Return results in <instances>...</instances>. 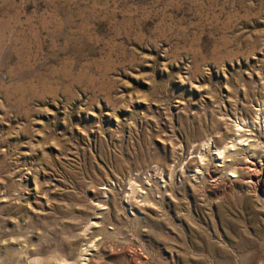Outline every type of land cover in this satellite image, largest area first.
Here are the masks:
<instances>
[{"label":"rangeland","instance_id":"obj_1","mask_svg":"<svg viewBox=\"0 0 264 264\" xmlns=\"http://www.w3.org/2000/svg\"><path fill=\"white\" fill-rule=\"evenodd\" d=\"M0 264H264V0H0Z\"/></svg>","mask_w":264,"mask_h":264}]
</instances>
